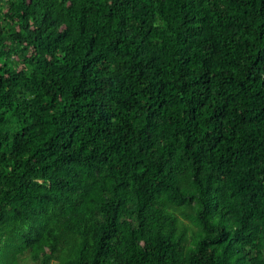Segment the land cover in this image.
<instances>
[{"label": "trees", "instance_id": "trees-1", "mask_svg": "<svg viewBox=\"0 0 264 264\" xmlns=\"http://www.w3.org/2000/svg\"><path fill=\"white\" fill-rule=\"evenodd\" d=\"M264 264V0H0V264Z\"/></svg>", "mask_w": 264, "mask_h": 264}, {"label": "rangeland", "instance_id": "rangeland-1", "mask_svg": "<svg viewBox=\"0 0 264 264\" xmlns=\"http://www.w3.org/2000/svg\"><path fill=\"white\" fill-rule=\"evenodd\" d=\"M19 264H36V263H33L31 262L28 258H22L19 262Z\"/></svg>", "mask_w": 264, "mask_h": 264}]
</instances>
